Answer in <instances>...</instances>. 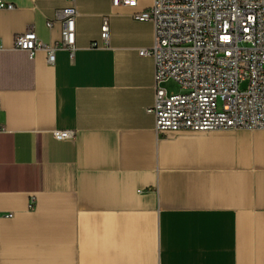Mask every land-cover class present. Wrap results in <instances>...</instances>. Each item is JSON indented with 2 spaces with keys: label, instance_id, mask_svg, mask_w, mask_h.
Here are the masks:
<instances>
[{
  "label": "crops",
  "instance_id": "1",
  "mask_svg": "<svg viewBox=\"0 0 264 264\" xmlns=\"http://www.w3.org/2000/svg\"><path fill=\"white\" fill-rule=\"evenodd\" d=\"M7 1L0 264H264V130L155 132L154 25L132 18L153 0H76V50L52 64L14 38L59 43L46 21L68 0Z\"/></svg>",
  "mask_w": 264,
  "mask_h": 264
},
{
  "label": "built area",
  "instance_id": "2",
  "mask_svg": "<svg viewBox=\"0 0 264 264\" xmlns=\"http://www.w3.org/2000/svg\"><path fill=\"white\" fill-rule=\"evenodd\" d=\"M76 0L56 10L46 27L61 26V40L53 46L39 41L31 28L14 38V48L32 59L38 51L49 64L61 49L70 57L76 50ZM139 0H111L113 7L136 9ZM0 0V10H12ZM154 25V43L140 50L154 65L151 113L157 134L217 130H264V0H153L133 14ZM109 41V20L100 28ZM92 46L97 47L96 43ZM174 82L179 94L162 85ZM246 87L241 89L242 83ZM56 141L71 140L74 132L54 131Z\"/></svg>",
  "mask_w": 264,
  "mask_h": 264
},
{
  "label": "rangeland",
  "instance_id": "3",
  "mask_svg": "<svg viewBox=\"0 0 264 264\" xmlns=\"http://www.w3.org/2000/svg\"><path fill=\"white\" fill-rule=\"evenodd\" d=\"M161 87L162 89L167 91V93L179 94L181 92L179 86L171 81L163 84ZM245 87H246V82L242 83L241 89H244Z\"/></svg>",
  "mask_w": 264,
  "mask_h": 264
}]
</instances>
